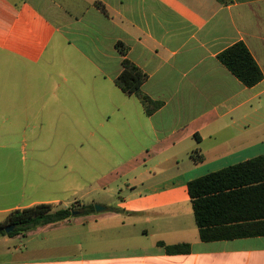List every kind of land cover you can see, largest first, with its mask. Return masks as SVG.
I'll return each mask as SVG.
<instances>
[{"label":"crops","instance_id":"obj_1","mask_svg":"<svg viewBox=\"0 0 264 264\" xmlns=\"http://www.w3.org/2000/svg\"><path fill=\"white\" fill-rule=\"evenodd\" d=\"M237 42L262 72L251 88L217 60ZM68 51L86 73L55 67ZM124 58L147 75L141 92L162 103L150 116L114 84ZM50 105L90 115L91 144L103 146L117 127L139 148V165L127 170L137 172L132 195L83 223L1 237L0 264H264V236L201 241L187 192L192 180L264 161V0H0V147L25 145ZM55 202L0 210V223ZM177 244L190 251L165 252Z\"/></svg>","mask_w":264,"mask_h":264},{"label":"rangeland","instance_id":"obj_2","mask_svg":"<svg viewBox=\"0 0 264 264\" xmlns=\"http://www.w3.org/2000/svg\"><path fill=\"white\" fill-rule=\"evenodd\" d=\"M76 43L86 53V44ZM72 58V52L68 51L58 58L55 67L67 71L71 77L80 74L83 67L72 63ZM87 72L90 77L91 72ZM63 86L67 88L65 83ZM89 116L71 115L50 105L41 115L42 130L26 131L25 145L0 147V210L51 200L56 201L52 204L56 208H104L132 195L128 181L137 172L127 173V170L139 165V148L120 139L117 127L109 128L111 137L103 146L91 144L86 136ZM89 217L88 214L71 215L69 220L83 223ZM3 218L0 212V221Z\"/></svg>","mask_w":264,"mask_h":264},{"label":"trees","instance_id":"obj_3","mask_svg":"<svg viewBox=\"0 0 264 264\" xmlns=\"http://www.w3.org/2000/svg\"><path fill=\"white\" fill-rule=\"evenodd\" d=\"M121 56L126 55L122 43H116ZM217 60L244 87L251 88L262 80V72L243 42H237L220 54ZM147 75L128 59H122L121 72L115 86L126 96L136 97L147 116L162 103L153 102L141 92ZM198 156L196 161H201ZM187 192L201 241L231 240L264 236V161L261 157L227 167L187 183ZM77 211L81 215L94 212L93 206L54 208L51 204H35L9 212L0 223V238L21 235L38 226L68 219ZM12 226L9 233L6 227ZM169 255L186 254L187 244L164 247Z\"/></svg>","mask_w":264,"mask_h":264},{"label":"water","instance_id":"obj_4","mask_svg":"<svg viewBox=\"0 0 264 264\" xmlns=\"http://www.w3.org/2000/svg\"><path fill=\"white\" fill-rule=\"evenodd\" d=\"M93 208H94V211H95L96 213H100V212H102V211L105 210V208L100 207V206H94ZM76 214H78V213H77V212H72V213H71L72 216H74V215H76ZM12 229H13V227H12V226H9V227H6V228L4 229V231H5V233L7 234V233H9L10 231H12Z\"/></svg>","mask_w":264,"mask_h":264}]
</instances>
